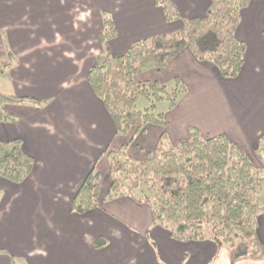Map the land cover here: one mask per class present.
<instances>
[{"label": "crops", "instance_id": "1", "mask_svg": "<svg viewBox=\"0 0 264 264\" xmlns=\"http://www.w3.org/2000/svg\"><path fill=\"white\" fill-rule=\"evenodd\" d=\"M169 1L178 19H166L160 0H0V93L38 100L0 105L11 116L0 118V150L19 139L33 159L20 182L0 175V264H264V258L233 261L225 246L207 239H173L153 222L149 204L105 200L108 182L97 208L71 209L91 169L108 179L103 150L129 137L116 135L88 70L99 55H122L136 40L178 31L184 19L204 16L209 4ZM106 16L116 35L102 40ZM235 37L246 51L234 78H222L188 49L167 68L150 65L137 76L167 87L179 79L186 93L174 108L162 105L164 127L148 124L134 136L129 157L144 160L163 133L174 146L193 128L202 137L226 136L260 166L254 156L264 135V0H251L240 11ZM256 234L264 244V214ZM99 237L106 242L98 248Z\"/></svg>", "mask_w": 264, "mask_h": 264}, {"label": "trees", "instance_id": "2", "mask_svg": "<svg viewBox=\"0 0 264 264\" xmlns=\"http://www.w3.org/2000/svg\"><path fill=\"white\" fill-rule=\"evenodd\" d=\"M251 0H209L202 17L184 19L181 29L134 41L118 56L99 55L87 73L88 82L111 116L115 133L129 135L128 141L115 149L107 147L102 155L108 161L110 183L105 200L129 197L149 204L153 222L168 230L178 241L210 240L225 246L230 258H264V244L256 234L257 217L264 214V135L255 151L261 163L254 166L226 136L202 137L189 129L188 138L172 145L163 133L155 150L144 160L128 156L134 136L148 124L164 127L163 112L154 113L156 102L167 101L174 108L186 86L175 79L173 87L156 82L139 81L147 66L164 69L184 49L200 62L214 66L222 78L236 77L242 69L246 44L235 37L240 11ZM167 20L179 18L169 0H160ZM102 40L116 35L111 19L104 18ZM140 98L148 107L139 110ZM38 102L0 93V105L22 101ZM11 118L0 110V118ZM0 156V175L20 182L33 167L32 157L19 139ZM4 145L0 143V149ZM101 174L91 169L71 202L76 213L98 207ZM99 237L94 246L102 247Z\"/></svg>", "mask_w": 264, "mask_h": 264}, {"label": "rangeland", "instance_id": "3", "mask_svg": "<svg viewBox=\"0 0 264 264\" xmlns=\"http://www.w3.org/2000/svg\"><path fill=\"white\" fill-rule=\"evenodd\" d=\"M1 69L3 70L2 67H1ZM1 69H0V72L2 71ZM4 79H5V77H3V75L0 73V82H4ZM165 103H166V106H167L168 105V102L167 101H164L163 100V101L156 102L155 103V106H154V111L153 112L154 113H158L159 110L161 109L162 105H164ZM148 104L149 103H148V101L145 98H140L138 100V102L136 103V108L139 109V110H143V109H145V108L148 107ZM0 151H1L0 152V155H3V154H5V153L8 152V151H2V150H0ZM255 158L256 157L254 156V162L257 164V162L255 160H258V159L257 158L255 159ZM258 162H259V160H258ZM260 165H261V163H260ZM107 182H108V186H109V183H110L109 177H108V179H104V178H102V175H101V179H100L101 191H100V194L98 196V203H99L100 198L103 196V192L106 189L105 187L107 185Z\"/></svg>", "mask_w": 264, "mask_h": 264}]
</instances>
